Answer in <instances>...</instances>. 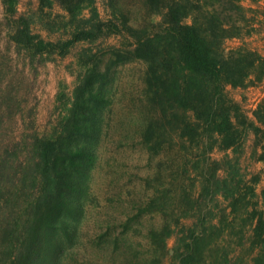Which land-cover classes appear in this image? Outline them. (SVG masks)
<instances>
[{
  "label": "trees",
  "instance_id": "trees-1",
  "mask_svg": "<svg viewBox=\"0 0 264 264\" xmlns=\"http://www.w3.org/2000/svg\"><path fill=\"white\" fill-rule=\"evenodd\" d=\"M35 1L19 14V0H0V264H63L78 244L86 207L95 201L91 179L116 67L134 60L145 65L141 144L152 156L175 150L182 158L143 208L161 216L159 227L148 230L153 253L144 264H163L171 238V264H231L219 243L228 232L247 245L250 264H264V187L257 194V176L246 180L239 165L248 132L261 149L253 157L264 163V96L249 119L226 93L264 78V56L242 44L224 46L243 35V0H140L134 13L146 17L145 26L129 25L118 0L107 2L105 21L97 0ZM113 35L130 44L99 46ZM69 55L73 88L67 93L59 83L56 116L38 131L26 108L24 71L35 75ZM214 150L232 155L215 160ZM218 197L226 209L210 207Z\"/></svg>",
  "mask_w": 264,
  "mask_h": 264
},
{
  "label": "rangeland",
  "instance_id": "rangeland-1",
  "mask_svg": "<svg viewBox=\"0 0 264 264\" xmlns=\"http://www.w3.org/2000/svg\"><path fill=\"white\" fill-rule=\"evenodd\" d=\"M118 1L127 12L129 25L135 26L138 22V25L145 26L146 17L140 14L136 18L134 13L141 6L140 0ZM107 2L109 0H97L99 14L104 21L110 18L112 10ZM242 5L246 9L245 18L241 21L243 35L240 39L226 40L224 46L231 49L242 44L264 56V0H243ZM35 7V0H19L18 13L24 14ZM98 44L102 48L127 47L130 39L113 35ZM12 58L13 63L20 68L21 58H17L14 53ZM72 60V55H69L48 62L38 67L35 75L27 69L24 71L30 87L26 108L33 109L35 129L38 131L46 128L56 116L53 107L59 83L63 84L67 93L73 88L76 69L74 65L67 68ZM144 68V63L136 60L116 67L113 103L107 115L91 179L95 201L86 207V215L79 228V242L65 254L63 264H144L152 257L148 230L159 227L161 216L157 212H144L143 208L155 195L156 189L169 182V175L176 174L182 158L175 150L152 156L141 144L139 133L147 112L142 82ZM226 93L251 119L252 111L264 96V78L245 88L227 87ZM21 129L18 120L14 135H19ZM255 150L257 154L261 152L260 147L255 148L254 135L248 132L239 165L246 180L257 176L255 187L259 194L264 187V163L257 160V155L253 157ZM224 154L232 155L229 151L224 153L214 150L210 157L220 160ZM197 192L198 188L194 190L195 195ZM174 203L171 200L169 202L172 206ZM213 206L226 209V203L219 197L210 202V207L215 209ZM169 213H172L171 210ZM239 240L240 235L228 232L219 243L227 246L231 264H250L247 245L241 247ZM244 242L246 237L242 240ZM173 243V238L167 241L166 250L169 254L161 253L163 264L172 263L170 256Z\"/></svg>",
  "mask_w": 264,
  "mask_h": 264
}]
</instances>
